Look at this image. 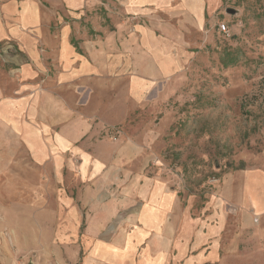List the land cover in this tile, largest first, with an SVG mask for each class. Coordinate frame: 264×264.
Instances as JSON below:
<instances>
[{"label":"rangeland","instance_id":"obj_1","mask_svg":"<svg viewBox=\"0 0 264 264\" xmlns=\"http://www.w3.org/2000/svg\"><path fill=\"white\" fill-rule=\"evenodd\" d=\"M39 1L52 7L53 0ZM186 1L146 0L145 22L155 16L175 24L169 11H199V4L201 25H188L182 17L183 39L167 40L174 68L152 74L135 106L128 102L126 116L96 123L100 131L84 141L108 156V170L116 179H150L173 193L179 203L174 221L187 237L216 229L201 250L207 256L214 246L215 256L201 264H264V211L255 216L232 197L218 204L219 188L230 176L254 170L264 174V0ZM117 6V0H97L81 16L65 19L81 23L92 38L98 28L112 25ZM124 16L143 22L138 14ZM221 24L229 36L219 32ZM72 162L77 167L78 157ZM33 172L24 171L23 186L10 176L2 181L7 187L0 186V264H86L90 250L83 233L89 209L79 200L84 185L77 168L60 171L61 179L54 182L52 170L43 167L35 187L29 186ZM122 188L115 192L119 197ZM53 190L72 199L82 216L79 227L65 228L64 207Z\"/></svg>","mask_w":264,"mask_h":264},{"label":"crops","instance_id":"obj_2","mask_svg":"<svg viewBox=\"0 0 264 264\" xmlns=\"http://www.w3.org/2000/svg\"><path fill=\"white\" fill-rule=\"evenodd\" d=\"M94 1L53 0L52 7H45L39 0H0V186L7 187L2 181L9 176L23 186L25 170L34 171L29 186L35 187L43 167L52 170L54 182L61 179L60 171L77 168L84 185L79 200L89 209L83 233L90 250L86 264L211 260L214 246L207 256L201 250L216 229L187 237L188 231L181 233L174 221L179 203L173 193L150 179H116L114 171L108 170L112 166L108 156L84 141L100 131L96 123L118 122L121 114L126 116L128 102L135 106L152 74L160 76L174 68L166 53L167 40L183 39L182 17L199 28L203 9L199 4V11L172 9L175 24L155 16L145 22L146 0H117L118 14L111 27L98 28L100 33L91 38L81 23L65 18L81 16ZM132 14L143 17V22L123 18ZM72 157H78L77 167ZM119 187L125 193L121 191V197L115 194ZM219 193L218 204L232 197L261 216L264 174L254 170L230 176ZM53 194L64 207L65 228L79 227L82 216L72 199L56 190ZM248 212L243 215L251 223ZM212 216L218 219L221 212ZM136 253L139 258H134Z\"/></svg>","mask_w":264,"mask_h":264},{"label":"built area","instance_id":"obj_3","mask_svg":"<svg viewBox=\"0 0 264 264\" xmlns=\"http://www.w3.org/2000/svg\"><path fill=\"white\" fill-rule=\"evenodd\" d=\"M219 32L222 33L223 35H228L229 36V30L225 24H221L219 26Z\"/></svg>","mask_w":264,"mask_h":264}]
</instances>
